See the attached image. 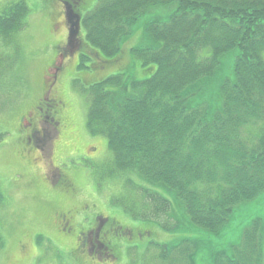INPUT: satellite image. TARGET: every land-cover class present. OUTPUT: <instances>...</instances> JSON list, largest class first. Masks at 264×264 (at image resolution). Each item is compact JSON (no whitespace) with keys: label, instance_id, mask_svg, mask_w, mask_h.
I'll return each mask as SVG.
<instances>
[{"label":"trees","instance_id":"obj_1","mask_svg":"<svg viewBox=\"0 0 264 264\" xmlns=\"http://www.w3.org/2000/svg\"><path fill=\"white\" fill-rule=\"evenodd\" d=\"M157 6L175 8L167 21L144 20L143 38L130 49L144 79L100 78L93 72L103 65L84 66L90 59L82 58L87 128L106 136L113 176L136 174L174 196L176 207L140 188L146 219L164 220L172 231L187 222L218 233L239 205L264 193V0H98L82 20L87 53L109 68L122 66L124 43ZM4 10L0 36L7 39L25 27L32 9L21 0ZM22 81L17 87L9 79L13 95ZM123 235L134 239L129 230ZM162 250L160 260L194 264L197 245ZM226 252L213 264H264V220H253Z\"/></svg>","mask_w":264,"mask_h":264},{"label":"rangeland","instance_id":"obj_2","mask_svg":"<svg viewBox=\"0 0 264 264\" xmlns=\"http://www.w3.org/2000/svg\"><path fill=\"white\" fill-rule=\"evenodd\" d=\"M25 1L32 9L25 18V27L7 39L0 37V77L9 78L12 84L15 79L17 87V81L23 79L19 88L22 91L26 88L28 100L22 109L13 111L21 94L13 95L5 85L0 86V131L6 134L8 127L17 128L21 114L33 112L30 107L38 106L44 80L53 79L46 77V70L56 58L55 68L60 70L54 76L57 82L53 92L63 103L55 116L59 125L37 142L39 152L23 151L15 142L16 132L0 142V264H75V257L80 264H172L160 260L159 255L162 249H170L183 241L197 245L194 264H213L214 257L227 255L232 245L240 243L243 230L253 220H264V193L252 202L239 205L233 219L218 233L187 222L182 230L172 231L164 227V220L158 224L146 219L140 188L158 192L176 207L174 196L148 185L136 174L113 176L110 172L113 154L108 149L106 136L92 135L87 128L89 100L80 91V85L88 87L89 84L83 79L84 69L78 68L81 62L73 45L65 47L68 37L65 8L58 0L55 4L52 0ZM97 1L84 0L82 7L90 11ZM5 7L4 0H0V9ZM174 8L157 6L149 11L134 35L124 43V54L118 60L122 66L109 68L111 65L105 59L97 57L84 66L100 62L101 71L93 73L103 79L119 74L129 82L144 79L148 76L145 67L130 58V49L140 44L144 20L167 21ZM81 31L84 37L85 31ZM77 60L79 65L75 69ZM7 139L12 141L8 143ZM81 214L87 222L78 221ZM97 216L109 219L110 237H106L104 244H111L110 257L91 256L90 241L94 243V236L87 237L90 241L81 237L84 227L92 226ZM69 217L68 225L66 218ZM148 217H152L150 213ZM124 230L134 234L133 241L123 235ZM171 257L182 260L179 255Z\"/></svg>","mask_w":264,"mask_h":264},{"label":"flooded vegetation","instance_id":"obj_3","mask_svg":"<svg viewBox=\"0 0 264 264\" xmlns=\"http://www.w3.org/2000/svg\"><path fill=\"white\" fill-rule=\"evenodd\" d=\"M65 10L63 11V16L65 15L66 8H69L71 14L75 12V9L79 12L83 9V3L79 4V0H58ZM73 1V3H70ZM69 30L73 32L75 27L70 23ZM69 45V43H65V47ZM77 54V53H76ZM55 75L48 76L49 78H53L52 80L46 81L44 80V84L42 87V99L38 103V106L34 108L33 112L23 113L20 123V128L16 132L17 138L16 142L22 147L23 151L26 150H34L35 152H39L40 148H37V142L40 141L46 136L47 131L51 129H55L59 124L57 122L56 117L57 114L61 110V104L63 103L61 98H58V95L53 94V86L56 83L57 77ZM61 99V100H60ZM49 118H52L51 120ZM45 119H49V122H45ZM43 124V126H42ZM46 125L51 128L46 127ZM15 130H12L10 133H13ZM39 143V142H38ZM66 217V216H65ZM82 216H78V220H81ZM69 218H66V223L69 225ZM83 215V221H87ZM109 219H104L101 216H97L93 220V226L84 231L81 235L82 239L88 240L87 237L94 236V243L90 240L92 249L89 251V254L92 256H96L98 258L101 257H110L111 254L109 252L108 245L104 244L106 237H110L108 230ZM117 233V232H116ZM114 240V239H113ZM109 241V239H108ZM97 245V246H96ZM111 246V244L109 243Z\"/></svg>","mask_w":264,"mask_h":264}]
</instances>
